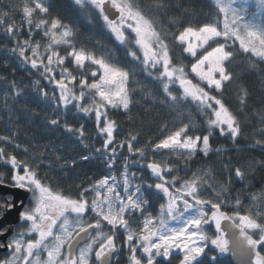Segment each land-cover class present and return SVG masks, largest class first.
I'll return each mask as SVG.
<instances>
[{"label": "snow or ice", "instance_id": "snow-or-ice-1", "mask_svg": "<svg viewBox=\"0 0 264 264\" xmlns=\"http://www.w3.org/2000/svg\"><path fill=\"white\" fill-rule=\"evenodd\" d=\"M73 2L81 11H98L104 26L119 45L127 48L132 61L138 62L136 67L142 66L145 77L162 86L166 97L162 103L174 107L181 100L191 99L197 102L202 113L210 111L206 121L208 131L203 136H192L188 134L189 124L170 132L164 126L161 132L168 134L157 142L148 140L137 147L141 140L129 132L117 144L121 129L110 110L130 111L129 81L134 79L136 68L129 70L118 66L108 58L109 54L96 55L83 47L78 48L74 42L77 33L72 27L58 17L45 18L50 14L47 0H31L34 7L27 0L24 3L22 12L28 28L27 39L18 38L23 24H6L9 15L0 14V30L14 42L11 49H4L6 54L16 58L26 69L38 72L52 86L53 94L49 96V90L41 87L39 80L32 81L35 90L43 100L49 101L57 117L48 119L49 126H60L61 112L66 113L71 106L84 117L94 114L96 135L103 138L102 146L95 149V158L101 159L109 172L114 170L118 154L123 155L121 150L126 147L128 153L119 177L102 174L87 187L77 185L75 194L66 193L59 185L53 186L47 174L40 175V166L44 164L43 151L30 152L28 146L17 141L16 131L11 135L0 134V167L8 170L7 173L0 172V187H11L28 195L27 202L11 195L0 198V221L19 209L20 222L19 231L0 225V237H8L11 231L10 238L0 241V249L7 250V256L0 259V264H113V256L121 251L117 244L120 235L124 237L128 264H162L163 261L170 264V257L176 252L182 255L179 264H198L197 258L205 253L209 243L220 253L233 251L224 232L220 231L222 221L231 222V226L238 230L251 258L249 264H264V255L259 250L264 246V222L257 223L253 215H241L239 211L232 214L221 211V205L225 203L219 199L221 193H216V200L203 194L208 173L193 172L191 178L182 180L176 187L181 178L178 174L172 175L174 165L166 158L149 159L150 153L154 155L161 150L187 159L201 153L207 157L212 152L210 137L214 130L221 137H230L233 143L238 140L242 133L240 123L222 99L227 85L237 79L229 64L235 59L237 42L239 51L250 53L264 62V23L257 25L246 20V5L234 6L237 0H212L214 11L210 15L216 17L214 21L199 27H183L174 35L183 52L195 58L191 73L206 85L202 87L188 78L183 65L173 63L175 45L163 30L156 29L155 21L135 0ZM254 6L264 12V0H254ZM110 9L118 13L117 18L110 17ZM37 10L42 14L39 18L34 17ZM125 27L134 33V40L126 37ZM34 31L42 33L46 42L34 40ZM220 39L224 42L219 43ZM212 43L217 46L211 47ZM133 44L142 59L133 50ZM206 45L211 50H207ZM198 49L203 50L202 55H198ZM248 63L250 68L257 67L251 59ZM172 85H178L182 90L179 97L173 94ZM213 91L220 96L213 95ZM23 94L24 89L12 82L10 92L3 93L5 107L9 96L17 100ZM247 95V90L241 88L239 101L242 106H246ZM260 123L264 125V113L260 115ZM63 126L81 144L85 143L84 125L74 127L64 123ZM259 135L264 137V127L259 129ZM9 145L13 150H8ZM255 146L264 150V139L256 140ZM16 149L23 150V159L15 154ZM90 158L87 155L80 157L82 161ZM61 159L57 156V161ZM261 164L264 165V161ZM76 165L75 159L64 158L63 164L52 170L65 171ZM136 165H139V175L129 171ZM145 169L153 182L145 184ZM245 176L241 168L235 169V179L243 181ZM136 180L139 183H134ZM146 193L163 199L156 214L149 211L152 205L150 199L145 198ZM251 198L264 202V191L252 194ZM235 203L236 206L241 204L239 197ZM135 222L138 226L134 228ZM210 223L214 224L217 233L214 238L205 228ZM249 230L258 231L259 238H254Z\"/></svg>", "mask_w": 264, "mask_h": 264}, {"label": "trees", "instance_id": "trees-1", "mask_svg": "<svg viewBox=\"0 0 264 264\" xmlns=\"http://www.w3.org/2000/svg\"><path fill=\"white\" fill-rule=\"evenodd\" d=\"M15 1L19 2L21 6L26 2V0ZM12 2L13 0H0V14L7 13L10 19L6 22L9 23H15L16 17V13L11 10ZM27 2L34 7L31 0H27ZM135 2L148 17L155 21L156 29L158 31L163 30L167 34L168 40L175 45L172 52L173 63L177 66L183 65L188 74L195 58L187 56L183 52V47L175 42L174 35L178 34L183 27L189 25L199 27L205 22L214 21L216 17L210 15L214 11L211 6L212 0H135ZM47 3L50 4V14L45 18L50 20L52 17H58L63 23L72 27L77 33L74 42L78 48L83 47L96 55L109 54L108 58L118 66L129 70L136 68L134 79L129 81L132 99L130 111L110 110V115L118 122L121 129L120 135L117 136V144L129 132L138 135L141 140V144H138L137 147L143 146L144 141L157 142L158 139L163 138V135L168 134V132H161L164 126H167L170 132L177 130L184 124H189V135L203 136L207 134L206 121L209 118V112L202 113L197 103L190 99L181 100L174 107L162 103L161 101L166 99L162 86L153 82L151 78H146L145 73L141 70L142 66L136 67L138 62L132 61V58L127 55V48L119 45L115 40L114 36L104 26L97 10L81 11L73 0H47ZM41 15L38 10L34 13L36 18ZM124 32L126 37L133 40L126 29ZM18 38L27 39L28 28L27 30L22 28V33ZM33 38L34 40H41L42 43L46 42L42 33L37 34L34 31ZM223 42L222 39L219 40V43ZM13 43V40L3 35L2 30H0V134L11 135L12 131H16L17 141L21 145L28 146L30 152L43 151L44 164L40 166V175L47 174L49 179L59 185L66 193L75 194L78 191L77 185L81 188L87 187L89 183L100 179L102 174L119 177V173L124 170L125 166L123 157L128 155L126 147L121 150L123 155L118 154L114 170L109 172L104 162L95 158V149L102 146L103 138H98L96 135L94 116H83L81 124L85 127L84 144H81L73 133L65 130L63 126L64 123H67L65 112H61L59 116L60 126H49L48 119L57 117L54 112L50 117L48 116L49 111H47V115L40 111L42 98L33 87L32 81L39 80L40 86L45 87L46 90L50 86L38 72L26 69L21 66L16 58L6 54L4 49H11ZM216 46V43L211 44V47ZM132 48L136 51L133 45ZM205 48L211 50L207 45ZM235 48L237 49L235 59L229 64V68L237 79L232 84L227 85L222 99L240 123L242 133L238 140L233 143L230 137H221L214 130L210 137L212 152L207 157L201 153L187 159L175 156L165 150L149 155V159L166 158L169 164L174 165L172 175L178 174L181 178L176 187H179L182 180L191 178L193 172L208 173L206 177L208 183L203 185V194L213 200L217 199L214 190L217 182L228 184V190L231 194L241 191L250 196L264 191V165L261 164L264 161V150L255 146L256 140L264 139L259 135V129L264 127L260 123V115L264 113V62L251 56L250 53L239 51L237 43ZM202 54L203 50L200 49L198 55ZM250 59L256 62L257 67L255 69L249 67L248 61ZM88 66L89 68L92 67L90 64ZM12 82L20 85L24 89V94L17 100H13L9 96L6 108L3 93L6 90L10 92ZM241 88L246 89L248 93L246 106H242L239 101ZM173 94L179 97L181 92L178 90L174 91ZM212 94L220 96L214 91ZM49 108L52 109V107ZM72 112L73 118L81 115L74 108ZM67 124L72 125L73 123L69 121ZM72 126L78 127L75 124ZM7 147L8 150H13L11 146ZM20 150L16 149L15 154L23 159L24 153H22V149ZM85 155L92 158L82 161L80 157ZM57 156L62 159L57 161ZM69 157L77 161L76 166L65 171L52 170L58 169L63 164V159ZM238 167L246 173L243 181L234 178L235 169ZM138 168L139 165H136L130 167L129 171L137 172L139 175ZM7 171V169L0 167V172L7 173ZM143 174L145 182H149L147 171L145 170ZM166 176L171 179V175L166 173ZM134 183H139V180L134 181ZM145 198L150 199L152 207L149 211L152 212V208L157 207L159 202L155 201L154 197H150L148 193L145 194ZM219 199L221 198L219 197ZM258 203L260 204L257 207L261 213L260 216H264V202L258 201ZM221 211L231 214L225 204L221 205ZM208 230L212 236H215L210 227ZM250 234H253L256 239L259 238V233L250 232ZM259 250L264 255V246H260ZM125 263V253L122 251L116 260V264ZM198 264L232 263L226 254H219L213 248L207 247Z\"/></svg>", "mask_w": 264, "mask_h": 264}, {"label": "rangeland", "instance_id": "rangeland-1", "mask_svg": "<svg viewBox=\"0 0 264 264\" xmlns=\"http://www.w3.org/2000/svg\"><path fill=\"white\" fill-rule=\"evenodd\" d=\"M240 4H245L246 5V8H247V11H246V14H244V18L246 20H249L257 25H260L262 23H264V12H262L259 8L255 7L254 6V0H237V5H234V6H238ZM4 7V6H3ZM22 8L23 6H21V4L15 0H13V2L11 3V10L13 12L16 13V17H15V23L17 25H22L23 24V28H25L27 30V25L26 23L24 22L23 20V12H22ZM222 15H221V19H222ZM9 23V22H6V24ZM128 32H129V35L131 37H133V40H134V33L131 32V30L129 28L126 29ZM223 40V39H222ZM232 42V41H229V43ZM238 44V42H237ZM133 46L135 47L136 49V52H138L137 54L140 55L141 59H142V54L140 53L139 49L133 44ZM200 49H198L199 51ZM187 56H190L189 54L185 53ZM191 57V56H190ZM188 78L191 79L193 81L194 84H200L202 87H206V85H204L202 82H200L198 80V78L195 76V74L191 73V66L189 68V71H188ZM50 87H48L47 89L49 90V94H51V85H49ZM171 89L172 91H180L181 90L179 89L178 85H172L171 86ZM182 93V92H181ZM41 104H42V107H40V111L43 112L45 115H47V111H49V115L50 117H52V114H53V109L49 108V101H46V100H43L41 99L40 100ZM35 106H37L36 104H34ZM49 108V109H48ZM48 109V110H47ZM73 111V108H71L70 106V110L67 111L65 113V116H66V120H67V123L70 121L71 123H73L72 125H78V127L80 125H82V121H83V115H77L76 117H72V112ZM209 113V116L211 115V112L208 111ZM94 116V115H92ZM94 125H95V117H94ZM10 146V145H9ZM12 148V146H11ZM19 151H21L20 149H18ZM165 151H168V150H165ZM170 152V151H169ZM23 153V152H22ZM174 154V153H172ZM175 156H177L176 154H174ZM225 182V181H224ZM223 189V190H222ZM214 190L216 191V193H221L220 195V198L221 200H224L225 201V206H227L232 213L236 212V211H239V213L241 215H253L254 218L257 220V223H262L264 222V216H260V215H255L258 211V206L260 205L258 203V201H253L251 196L252 195H248L247 193L245 192H241V191H237V192H232V194L229 192L228 190V184H225L222 182H217ZM239 197L240 201H241V204L239 206H236V199ZM260 213V212H259ZM138 225V222H135L133 224V227H137ZM206 228V231L207 233L211 236V237H215V236H212L207 228V226H205ZM250 232H253L255 234L259 233L258 231L256 230H249ZM207 247H211V248H214V246H212L210 243L207 245ZM206 247V248H207ZM206 250V249H205ZM171 258H175L174 260H178V259H182V255L178 252L174 253Z\"/></svg>", "mask_w": 264, "mask_h": 264}, {"label": "water", "instance_id": "water-1", "mask_svg": "<svg viewBox=\"0 0 264 264\" xmlns=\"http://www.w3.org/2000/svg\"><path fill=\"white\" fill-rule=\"evenodd\" d=\"M109 15L111 18L115 19V18H117L118 13H116V11L114 9H110ZM181 92H182V90H181ZM148 174L151 175L149 172H148ZM19 192H21V191L18 189L11 188V187H0V194H2V195L10 194L11 196H13L16 199L25 200V198H23V194H22L21 198H20V196H18ZM16 194H17V196H16ZM18 211H19V209H15L12 212L8 213L4 217V219L2 221H0V225L1 224H7V225H9V227L11 229V226L13 224L19 222ZM208 211L209 212L211 211L210 205L208 206ZM206 226L211 227L214 234L217 235V233L215 232V227H214L213 223H210L209 225H206ZM220 231L224 232L225 239H227L229 241V244H230L231 248L233 249V251H231V252L229 251L228 253H220L219 250L216 249L215 247L213 249L215 251H217L219 254H226L229 257V260L231 261L232 264H249V261L251 258L249 257L248 249L245 247L243 242L240 240L239 235H238V230L231 226V222L222 221ZM10 232H9V234H10ZM5 238L6 237H0V239L2 241H5ZM1 250H5V249H1Z\"/></svg>", "mask_w": 264, "mask_h": 264}, {"label": "flooded vegetation", "instance_id": "flooded-vegetation-1", "mask_svg": "<svg viewBox=\"0 0 264 264\" xmlns=\"http://www.w3.org/2000/svg\"><path fill=\"white\" fill-rule=\"evenodd\" d=\"M124 29H127V27H125ZM22 158H23V157H22ZM149 177H150V175L148 174V179H149ZM49 182H50L53 186H56V185H57L55 182H53V181L50 180V179H49ZM151 182H153V181H152L151 179H149V182H145V184H147V183H151ZM22 194H23V198H25V202H27V200H28V195H27L26 193H24V192L21 191V192H19V195H18V196H20V198H21ZM6 195H10V194H5V195L0 194V198L4 197V196H6ZM16 196H17V194H16ZM154 200L157 201V202H159V204H160L161 202H163V199H162V198H161V199H157V198L154 197ZM159 204H158L157 207L154 206V207L152 208V212H153V214H156V212H158V210H159ZM18 212H19V211H18ZM1 225H7V224H1ZM7 226H9V225H7ZM137 226H138V225H137ZM19 228H20V222H17V223H15V224H13V225L11 226V230L19 231ZM207 228H209V227H207ZM10 236H11V232H10V234L8 235V237L5 238V241H6L7 238H10ZM123 239H124V237H123V235H121V238H119V239L117 240V244H118V246L121 248V251H119L117 254H115V255L113 256V258H112V259H113V264H116V260H117V258L121 255L122 251L125 253V261H126L125 264H128V260H127L128 253H127V250H125L124 247H123ZM0 241H2V240L0 239ZM6 256H7V250H6V249H5V250H1V249H0V259H4V258H6ZM174 259H175V258H171V257H170V264H178L179 261L181 260V259H178V260H174ZM200 259H201V257H198V258H197L198 261H200ZM162 264H169V261H163Z\"/></svg>", "mask_w": 264, "mask_h": 264}]
</instances>
